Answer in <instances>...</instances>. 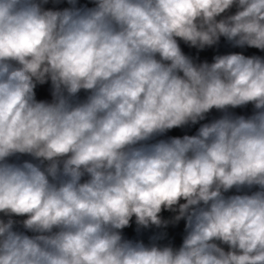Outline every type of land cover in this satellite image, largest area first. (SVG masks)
I'll return each mask as SVG.
<instances>
[{
  "label": "clouds",
  "instance_id": "9594fccd",
  "mask_svg": "<svg viewBox=\"0 0 264 264\" xmlns=\"http://www.w3.org/2000/svg\"><path fill=\"white\" fill-rule=\"evenodd\" d=\"M48 3L0 0V264H264V57L180 43L264 52V0Z\"/></svg>",
  "mask_w": 264,
  "mask_h": 264
},
{
  "label": "crops",
  "instance_id": "0c3cea01",
  "mask_svg": "<svg viewBox=\"0 0 264 264\" xmlns=\"http://www.w3.org/2000/svg\"><path fill=\"white\" fill-rule=\"evenodd\" d=\"M79 5H87L88 7H92L93 4L91 3V0H78ZM46 8L50 9H63L66 7H69L67 4V0H62L59 4L52 3V0H49V3L45 5ZM181 48L185 52L186 55H190L194 58L198 57L199 61L207 60L208 62H212V58L215 55L218 54H228L232 52H239L246 56H252V55H258L261 57H264V52H262L259 49L255 48H234L230 46L224 38H221L220 44L218 46H214L212 48H206L203 51H198L195 48H189L187 45H185L182 41ZM36 98L37 100H51V85L50 82L46 83L44 85H37L36 89ZM81 99L85 98L86 93L84 91H81L79 94ZM235 114L237 115H250L253 111L252 105H248L243 108H236L232 109ZM222 113L218 112L217 110L213 109L212 112L207 116L205 121H201L197 123L196 125L191 126H185L183 128H174L169 130L166 134H164L161 137H157V139H167L169 137H182L183 135H194L198 128L200 127V124L210 122L214 118H218ZM15 159V158H12ZM21 160H31V157L29 156H21ZM163 218V217H162ZM165 219V218H164ZM130 225L133 229L134 234L138 237V239H143L145 243L149 242V237L160 232V231H166L168 233V236L166 240L161 241V243H168L173 242L174 240H179L181 237L179 236L177 229H175L173 226L169 225L167 229H156L155 227L150 229L142 230L141 233L138 235L136 232V224H135V218L130 222Z\"/></svg>",
  "mask_w": 264,
  "mask_h": 264
},
{
  "label": "water",
  "instance_id": "95a60500",
  "mask_svg": "<svg viewBox=\"0 0 264 264\" xmlns=\"http://www.w3.org/2000/svg\"><path fill=\"white\" fill-rule=\"evenodd\" d=\"M173 215H175V213H172ZM184 225H185V222L183 220H181L177 225V232L179 234V236L181 237L179 240H174L172 242L173 246L174 247H179L181 244H182V241H183V236H184ZM131 229V225L125 229H123V235L125 238H128L129 239V231ZM226 247V246H225Z\"/></svg>",
  "mask_w": 264,
  "mask_h": 264
},
{
  "label": "trees",
  "instance_id": "16d2710c",
  "mask_svg": "<svg viewBox=\"0 0 264 264\" xmlns=\"http://www.w3.org/2000/svg\"><path fill=\"white\" fill-rule=\"evenodd\" d=\"M253 190H255V189H253ZM231 194H238V193H236L235 190L233 189L231 192L228 193V195H231ZM161 216L165 219H170L173 216V214H172V212L164 211L161 213ZM0 218L6 219V217H3V214H0ZM13 218L16 220H22L25 217H13ZM17 227L19 228L20 226L18 225ZM174 228L177 229L176 226ZM20 230H23V229L21 228ZM26 234L32 235V233H30V232L26 233ZM129 239H138V237L134 234L132 227L129 231Z\"/></svg>",
  "mask_w": 264,
  "mask_h": 264
}]
</instances>
